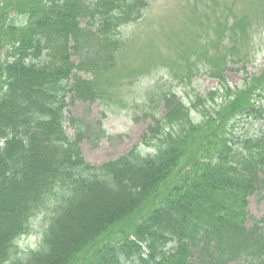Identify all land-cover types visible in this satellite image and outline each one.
Returning <instances> with one entry per match:
<instances>
[{
    "label": "trees",
    "instance_id": "trees-1",
    "mask_svg": "<svg viewBox=\"0 0 264 264\" xmlns=\"http://www.w3.org/2000/svg\"><path fill=\"white\" fill-rule=\"evenodd\" d=\"M146 4L0 0V264H264V219L246 227L248 198L264 189V138L250 137L245 151L231 143L239 121L264 116V70L248 72L264 0L211 11L199 63L222 89L196 96L198 123L164 95L165 115L144 136L155 155L133 149L92 166L80 129L76 140L63 131L70 103L112 102L106 87L123 74L109 64L130 46L119 29L138 23ZM226 72H242V85H227ZM48 206L41 251L20 258L18 240Z\"/></svg>",
    "mask_w": 264,
    "mask_h": 264
},
{
    "label": "rangeland",
    "instance_id": "rangeland-1",
    "mask_svg": "<svg viewBox=\"0 0 264 264\" xmlns=\"http://www.w3.org/2000/svg\"><path fill=\"white\" fill-rule=\"evenodd\" d=\"M212 1L148 0L143 21L139 25L121 29V35L124 38H131L134 41L130 44L131 54L126 58L127 63L122 70H133V64L143 56V49L145 55L150 54L148 57L151 60V58H161L162 55L177 57L179 52L176 46L180 44L190 48L193 44L202 47L203 43L199 41V37L203 38L200 35L203 27L193 24L192 20L196 19L205 25L204 19L208 18L206 16H211V9L214 6V3L211 4ZM217 1L219 4L222 3V0ZM258 45L261 49L264 48L263 38L258 40ZM255 66L256 70L264 69V53L262 57L259 56ZM83 78L88 76L83 75ZM206 78L198 77L194 80L193 86H180L166 72L158 71L140 79L135 85L124 88L119 93L118 100H115V105L81 102L70 105L68 112L80 119L83 125V138L79 143V149L84 160L91 165L100 166L129 153L134 147H137L144 156L155 153L154 148L147 149L144 146V136L147 134V129L154 123V118L162 117L167 108L166 104L159 101V96L170 92L177 93L184 103L190 106L197 93L204 96L208 91L217 88L216 81ZM117 82L121 80L118 79ZM226 82L232 87L241 85L242 76L238 73H228ZM146 114L149 116L146 117ZM246 128L250 131V127ZM65 129L69 136H73L68 121ZM260 129L264 131V122L257 125L255 130ZM247 210V226H251V223L264 213V192L258 197L248 199ZM51 219L52 211H44L33 219L30 235L18 241L21 256L40 248L44 232Z\"/></svg>",
    "mask_w": 264,
    "mask_h": 264
}]
</instances>
